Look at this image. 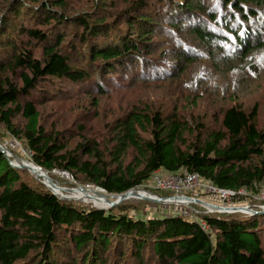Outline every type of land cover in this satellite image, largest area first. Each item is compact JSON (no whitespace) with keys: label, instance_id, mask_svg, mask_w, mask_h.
Returning <instances> with one entry per match:
<instances>
[{"label":"trees","instance_id":"16d2710c","mask_svg":"<svg viewBox=\"0 0 264 264\" xmlns=\"http://www.w3.org/2000/svg\"><path fill=\"white\" fill-rule=\"evenodd\" d=\"M106 1L7 0L0 7V143L8 132L48 174L62 171L110 194L149 187L158 169H186L250 194L264 188L257 103L223 107L220 127L208 132L176 104L183 94L194 104L207 86L235 96L240 81L259 77L264 0ZM144 77L179 88L170 110L146 99L126 104L100 124L101 140L84 136L72 148L63 130L46 129L39 106L65 98L64 83H88L82 88L97 118L117 79ZM84 106L78 110L86 114ZM10 160L0 151V264H264V212L138 217L125 201L105 210L60 199Z\"/></svg>","mask_w":264,"mask_h":264},{"label":"rangeland","instance_id":"374dc122","mask_svg":"<svg viewBox=\"0 0 264 264\" xmlns=\"http://www.w3.org/2000/svg\"><path fill=\"white\" fill-rule=\"evenodd\" d=\"M6 1L7 0H0V7L2 5H5ZM115 1H117L118 6H120V4L122 3V0H107L106 4L109 5L111 2ZM107 9H109V7ZM2 16L3 13L0 14V18ZM25 17L26 16L23 13L19 15V19L23 21ZM262 63L264 64V58H262ZM112 76V78H115L114 75ZM220 82L222 83L224 81L220 80ZM83 86H88V83L86 85L79 86L66 82L64 83V91L66 94L64 92L63 93L67 97L65 96V98H59L56 102L50 101L46 105H42L41 107L39 106V109L42 110V120L45 124L46 129L55 128L56 130H63L64 133H62L61 140L63 141V143H66L69 148H72L77 142L82 141V138L84 136H89L90 138L92 136L95 137V139L100 138L99 136H96V134L100 131V124L122 113L125 110L124 107L126 106V104L136 102L140 99H146L152 100L157 105L161 104L164 109L170 110L173 107L171 104L172 100H175V95L173 93L179 90V88L178 90L174 88V84L169 83L168 81H161V79L157 77H144L143 81H138L135 84H129L125 79H117L111 86V88H109L107 93L101 96V100L99 103L100 105L97 109L98 116L97 118H95L93 105L89 104V96L86 92H84L85 89L82 88ZM202 86L203 82L200 86V89L202 88ZM244 86L247 87L245 90H243ZM238 89L241 92H237V94L234 93L235 96H229L231 93L229 92L225 94V97H221V95H218L216 93L207 92V86L206 93L198 97V100L195 101L194 104H189L188 102L192 98L183 94L179 96L176 101L177 105L183 107L180 108L181 113L179 114L185 116L191 124L196 123L199 126L203 125L207 129L206 132H208L220 127L221 110L223 107H227V105H231L233 103H240L244 106L245 109H250L254 103H257L259 106L257 125L259 127H264V69L260 71L259 77L252 76V78H250L248 81H240L238 84ZM196 94L195 96H197ZM68 95H71V98H68ZM186 98L189 100H187ZM81 105H85L83 108L88 107L90 110L86 114H83L82 112L80 113L78 109ZM76 110L77 112L75 113ZM84 115L89 119V121L86 122V127L84 126L85 123H82V121L79 120L80 118L83 119ZM75 121H78V123H76ZM16 122H19L18 119L16 120ZM80 126H82L83 130L80 128ZM79 129H81V133L79 132ZM1 132L2 134H4V139L2 140L3 144H0L6 146L14 155L23 158L21 160L22 163L27 164L30 169H32L28 172L30 173V175H33L35 179L46 186L47 182L46 178L44 177L46 175V177L50 180L48 181L51 184L50 187L52 188V190L57 189L59 193L61 192L64 195L72 197L66 200L80 201L92 207L105 208L106 210L109 206L107 201L110 202L119 197V194L107 193L101 187L98 188L97 186L92 185V183H84L81 180L79 181L68 174L62 173V171L53 170L48 174L45 170L41 169V172V170L35 167L36 164L28 159V153L25 152L23 148H19L20 143L12 140L11 137H9L10 135L8 132ZM99 140H101V138ZM11 158L13 160V157ZM30 163L33 165H31ZM72 187L73 189L71 190H65L66 188ZM137 188L138 189H136L135 191H139V189L145 190L147 192L155 194L156 196H159L152 191V187L150 188V186H141ZM48 189L50 190V188ZM91 193L95 194L99 199H96L94 197H84V199H81L82 197L75 196H88ZM139 193L143 194L140 191ZM132 194H134V192L128 195V199L123 200L127 203V205H130L132 207V209H130L129 211L130 214H134L138 217L144 218L146 216H161L162 214L175 212V207L172 204L155 203L148 201L145 202V200L134 198L133 196H131ZM59 198L61 199L64 197L59 196ZM91 200H95L99 204L103 205L93 204L92 202H90ZM200 200L203 202L202 198H200ZM224 202H226V200ZM250 202L252 203L251 205H249V207L253 210H261L263 208L252 206V204L256 202L255 200H252ZM260 204L264 203L261 202ZM205 208L206 207L203 205V203L202 205L192 204L190 209H195L196 211L189 210L186 214L182 215L194 217V214L195 216H197V214L200 212L207 213ZM238 212H242V215L244 214V216H251L250 214L245 213L243 210ZM218 213H232V211H229V209L226 208L222 211H219ZM258 221L261 228L264 229L263 219ZM261 238L262 244L264 246L263 230L261 231Z\"/></svg>","mask_w":264,"mask_h":264},{"label":"built area","instance_id":"2783aa9c","mask_svg":"<svg viewBox=\"0 0 264 264\" xmlns=\"http://www.w3.org/2000/svg\"><path fill=\"white\" fill-rule=\"evenodd\" d=\"M149 186L172 192V198L168 199L170 202H167L175 207V212L172 213L186 214L189 211L188 208H191L190 204H202L200 198H202L204 203L216 206L220 204L226 205L232 201L236 205L249 206L252 203L250 202L252 199L256 201L252 206L261 208L264 206V204H260L264 202V188H262L260 193L259 198L261 200H258L244 188L237 190L218 188L209 180L202 178L198 173L189 172L186 169L177 172H166L158 169L153 172ZM173 197L176 198V201H173ZM225 200L226 202H224ZM205 207L206 212L212 210L208 206ZM193 211L196 210L194 209ZM201 225L206 227L202 222Z\"/></svg>","mask_w":264,"mask_h":264},{"label":"water","instance_id":"95a60500","mask_svg":"<svg viewBox=\"0 0 264 264\" xmlns=\"http://www.w3.org/2000/svg\"><path fill=\"white\" fill-rule=\"evenodd\" d=\"M0 151L3 152V154L6 156V157H13V160H10L9 163L11 166L15 167V168H20V169H27L28 171L32 170L30 169V167L27 165V164H24L22 162H19L20 160H22L23 158H21L20 156H16L14 155L13 153L10 152V150L0 144ZM16 160V162H15ZM39 167V166H38ZM41 169V168H40ZM43 170V169H42ZM53 184V183H52ZM82 188V187H80ZM63 189V188H62ZM73 189L72 188H66L65 190H71ZM135 189H138L137 187ZM131 192H134V194H132L131 196H133L134 198H138V199H142V200H145V201H148V202H155V203H167V202H170V200L166 199V197H159V196H156L155 194L151 193V192H147V194H140L139 191H135V190H127L123 193H120L119 194V197L116 198L115 200L113 201H110L109 202V206L108 208H111V207H114L116 205H118L121 201L125 200V199H128V195L129 193ZM52 193L54 195H56L53 191ZM57 196V195H56ZM61 199H68V198H61ZM205 206H208V207H211V208H216L218 206L216 205H213V204H209V203H204L202 202ZM98 208V207H97ZM227 209H229V211L233 210V211H240L242 210V208L244 209H247L245 206H240V207H226ZM99 209H105V208H100ZM247 211H252L251 213L252 214H261L264 212V210H260V211H256V210H252V209H248Z\"/></svg>","mask_w":264,"mask_h":264},{"label":"bare ground","instance_id":"6f19581e","mask_svg":"<svg viewBox=\"0 0 264 264\" xmlns=\"http://www.w3.org/2000/svg\"><path fill=\"white\" fill-rule=\"evenodd\" d=\"M37 169H39V170H41L39 167H37V166H35ZM42 171V170H41ZM181 171V170H180ZM62 173H64V174H66L65 172H62ZM45 178H46V182H47V184H46V186L48 187V188H50V190L51 191H55V192H57L60 196H62V197H64V198H72V197H70V196H67V195H64V194H62L61 192L59 193L58 192V190L57 189H53L52 190V188L50 187V180L46 177V175L44 176ZM49 180V181H48ZM150 187H152V186H150ZM217 187V186H216ZM153 188V187H152ZM218 188H220V187H218ZM153 189H156V188H153ZM223 189H225V188H223ZM130 190H136V189H130ZM261 190H262V188H259L258 190H257V192H255V193H252L251 194V196H254L256 199H258V200H261L259 197H260V193H261ZM53 191V192H54ZM139 191L141 192V193H146L147 194V191H145V190H140L139 189ZM131 193H133V192H131ZM131 193H129V194H131ZM56 194V193H55ZM170 198H172V196H167L166 197V199H170ZM252 200H254V199H252ZM173 201H176V198L175 197H173ZM107 203L109 204V202L107 201ZM233 203H235L234 201H232V202H230L229 204H226V205H223V204H220V205H218V207H216V208H211L212 210L210 211V213H213V212H219V211H222V210H224V209H226V207H240V205H236V204H233ZM264 203V202H263ZM192 204H190V206H191ZM202 205V204H201ZM247 209H244V208H242V210L245 212V213H248V214H252L251 212L252 211H247L248 209H252V208H250L249 206H245ZM185 208V207H184ZM188 210H190V207L188 208ZM234 210V209H233ZM233 210H231L232 212H238V211H233ZM242 210H240V211H242ZM253 210V209H252ZM261 210H264V206H263V208L261 209ZM256 211H260V210H257L256 209ZM195 215V214H194ZM198 217V216H197Z\"/></svg>","mask_w":264,"mask_h":264}]
</instances>
